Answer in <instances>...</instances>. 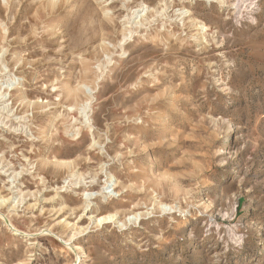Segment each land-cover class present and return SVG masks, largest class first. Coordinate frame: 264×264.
<instances>
[{"label": "rangeland", "instance_id": "1", "mask_svg": "<svg viewBox=\"0 0 264 264\" xmlns=\"http://www.w3.org/2000/svg\"><path fill=\"white\" fill-rule=\"evenodd\" d=\"M0 264H264V0H0Z\"/></svg>", "mask_w": 264, "mask_h": 264}, {"label": "bare ground", "instance_id": "2", "mask_svg": "<svg viewBox=\"0 0 264 264\" xmlns=\"http://www.w3.org/2000/svg\"><path fill=\"white\" fill-rule=\"evenodd\" d=\"M192 22H195V24H197L198 22H196V20L194 21V19H192ZM201 31L203 30H206V27L202 24H200V27ZM69 93H76V91H70ZM4 94V93H3ZM111 217V216H110ZM109 217V218H110ZM105 218H108V217H100V218H97L96 221H97V224H99L101 221H103ZM123 225V224H122Z\"/></svg>", "mask_w": 264, "mask_h": 264}]
</instances>
